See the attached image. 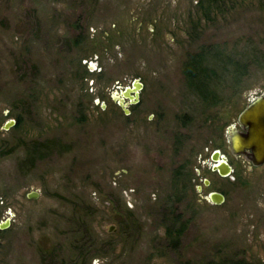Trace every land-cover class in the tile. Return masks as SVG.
<instances>
[{
	"label": "rangeland",
	"instance_id": "obj_1",
	"mask_svg": "<svg viewBox=\"0 0 264 264\" xmlns=\"http://www.w3.org/2000/svg\"><path fill=\"white\" fill-rule=\"evenodd\" d=\"M214 10L207 20L198 0H0V264H264V166L249 171L224 136L264 88V0ZM203 50L250 71L214 108L184 74ZM134 80L126 115L114 98ZM219 147L230 178L211 171ZM172 210L185 223L176 248Z\"/></svg>",
	"mask_w": 264,
	"mask_h": 264
},
{
	"label": "flooded vegetation",
	"instance_id": "obj_2",
	"mask_svg": "<svg viewBox=\"0 0 264 264\" xmlns=\"http://www.w3.org/2000/svg\"><path fill=\"white\" fill-rule=\"evenodd\" d=\"M261 58L264 59V55L261 56ZM233 71H216L215 72V75H216V73H218V75H219L217 83L220 84L221 87L223 86V91L225 89H226V91L228 90V93H229L228 97H224L222 95V93H225V92L221 91L220 89L215 90V88H218V86H219L218 84L216 86L204 87V80L203 79L200 80L201 85L198 86L199 88L196 91L197 94L195 95V97L204 105L205 108H211V107L214 108L215 106H219V105L223 104L224 101H227V100L231 101V99L235 98V96L239 93V91L241 90V85L243 83V80H244V78L249 77L250 71H247V70H244V71L233 70ZM221 74L222 75L226 74L224 79H221L222 78ZM227 77L228 78L231 77V79H227ZM213 81L216 82L215 79ZM188 89L190 91L194 90L192 87H188ZM191 93H193V92H191ZM258 98H262V99L264 98V88H263V91H260L258 93L256 92L253 96L247 98V100H248L247 104L241 109V111L238 113V115L231 120V122L228 124L226 130L224 131L225 132L224 136H225V139L227 142V148H226L227 154H229L233 158L242 159L245 163H247L249 171L258 168V167H254L252 165V163L250 162V158L252 156V151L245 149V150H243L242 153L235 154L234 152H232V151H234L232 141L234 140V138L249 134V131H250L249 126H245V125H242L239 123V115L246 108H248L252 103H254ZM138 101H139V94H138ZM125 102L130 103V101L128 99H126ZM226 151L223 152L221 150V148L219 147L217 149H214L210 154L211 161L213 162L211 165V171L218 174L222 178H228V177L230 178L231 175L234 173V168H233V166L229 160V157H228L229 155L226 154ZM214 156H217V159H218L217 161L212 160V157H214ZM219 163H226L230 167L231 174L229 176L223 177L218 173V171H215L213 169L215 164L218 165ZM263 166H264V164L259 166V167H263ZM203 185H206L205 181L203 182ZM215 193H217V192H215ZM210 194L211 193H209L207 195L206 200L209 201L210 203H212L209 200ZM218 194H220V193H218ZM231 264H244V263H231Z\"/></svg>",
	"mask_w": 264,
	"mask_h": 264
},
{
	"label": "water",
	"instance_id": "obj_3",
	"mask_svg": "<svg viewBox=\"0 0 264 264\" xmlns=\"http://www.w3.org/2000/svg\"><path fill=\"white\" fill-rule=\"evenodd\" d=\"M142 89L141 83L138 80H134L130 87H126L120 92L119 96L114 99L117 101L119 107L123 109V112L128 115V110L125 109V100L128 99L131 104H136L138 102V94ZM239 123L245 126H249V134L244 136H239L234 138L232 145L235 154L242 153L243 150H251L252 156L250 162L254 167H259L264 164V98H258L254 103H252L248 108H246L239 115ZM15 121H9L5 124L4 129H9L14 126ZM213 161H217V156L212 157ZM215 171L223 176H229L231 174L230 167L226 163L215 164L213 167ZM207 185L208 183L205 182ZM36 194L29 193V199H35ZM209 200L219 205L223 202L224 198L221 194L211 193L209 195ZM8 221L0 224V230H5L8 228ZM113 227H110L109 231H112Z\"/></svg>",
	"mask_w": 264,
	"mask_h": 264
},
{
	"label": "trees",
	"instance_id": "obj_4",
	"mask_svg": "<svg viewBox=\"0 0 264 264\" xmlns=\"http://www.w3.org/2000/svg\"><path fill=\"white\" fill-rule=\"evenodd\" d=\"M228 1L229 0H198V6L204 18L208 20L211 13L215 11L214 9L221 10ZM255 58L254 60H256ZM224 59L225 58L222 53L219 54V53H215L211 51L207 52L204 50L196 55H191L189 57V60L184 70V74L187 80L186 82L187 86L192 87L194 89V90H191V92H193L195 95L197 94L196 91L199 88L198 86L201 85L200 84L201 79L204 80V87L216 86L218 84L217 80H218L219 75L218 73H216L215 75V72L216 71H227V70H224L225 68H227L225 63L233 64L231 65L233 70L242 68L240 67L239 60L232 61L228 59L227 60L228 62H226L225 61L226 59L225 60ZM221 76L223 75L221 74ZM214 79L216 80V82L213 81ZM186 173L187 172L182 173L180 171H177L173 176V179H172L173 183L175 184L176 182H179L178 180L179 177L182 175L185 176ZM174 184L173 186L175 188ZM184 191L185 190L182 191L183 192L181 196L182 198L184 196ZM175 198L177 199H173V198L171 199L172 201L171 204L180 201V197H175ZM170 214H171V218L165 219L166 221L165 224L167 225L166 226V236L171 242V246L176 248L179 242V238L181 237V234H183V232L185 231V223L181 222V216L178 214H175L174 210H172ZM177 224L179 225V227H177Z\"/></svg>",
	"mask_w": 264,
	"mask_h": 264
}]
</instances>
